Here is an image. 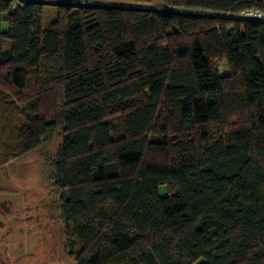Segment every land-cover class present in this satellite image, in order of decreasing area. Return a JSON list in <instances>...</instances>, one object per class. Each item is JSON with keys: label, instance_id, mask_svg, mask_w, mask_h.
<instances>
[{"label": "trees", "instance_id": "trees-1", "mask_svg": "<svg viewBox=\"0 0 264 264\" xmlns=\"http://www.w3.org/2000/svg\"><path fill=\"white\" fill-rule=\"evenodd\" d=\"M21 1L0 0V166L61 130L74 264H264V20L239 16L264 0L60 1L44 28Z\"/></svg>", "mask_w": 264, "mask_h": 264}, {"label": "rangeland", "instance_id": "rangeland-1", "mask_svg": "<svg viewBox=\"0 0 264 264\" xmlns=\"http://www.w3.org/2000/svg\"><path fill=\"white\" fill-rule=\"evenodd\" d=\"M21 1V0H20ZM23 1V0H22ZM21 1V4L23 2ZM45 2L42 27L52 22L53 3L128 4L118 0H40ZM13 4H15L13 2ZM168 9L162 1L153 4ZM185 12L203 14L202 10ZM0 15V27L6 23ZM62 134L54 131L33 149L0 166V264H74L79 246L63 216V195L56 184ZM166 194L165 185L159 187Z\"/></svg>", "mask_w": 264, "mask_h": 264}, {"label": "built area", "instance_id": "built-area-1", "mask_svg": "<svg viewBox=\"0 0 264 264\" xmlns=\"http://www.w3.org/2000/svg\"><path fill=\"white\" fill-rule=\"evenodd\" d=\"M14 3H19L18 0H13ZM243 18H253L258 20H264V12L256 9L243 10L240 15Z\"/></svg>", "mask_w": 264, "mask_h": 264}]
</instances>
